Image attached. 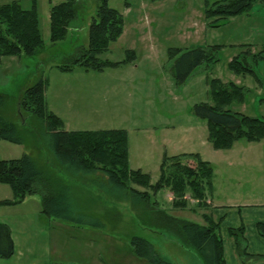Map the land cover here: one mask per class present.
<instances>
[{
  "label": "rangeland",
  "instance_id": "374dc122",
  "mask_svg": "<svg viewBox=\"0 0 264 264\" xmlns=\"http://www.w3.org/2000/svg\"><path fill=\"white\" fill-rule=\"evenodd\" d=\"M63 1L36 0L45 42L40 54L20 59L6 57L0 63V92L9 95L1 113L21 126L24 137L22 144L0 140V158L32 154L39 167L55 178L56 184L69 186L73 205L79 211L99 217L103 223L100 228L94 224L95 218L86 219L84 223L46 219L41 225L48 233L52 231V238L47 233L44 235L52 251L51 264H97L96 260L101 261V252L107 264H130V259L126 258L130 250L127 249H131L130 239L134 235L152 241L161 256L173 264H184V261L204 264L202 256L191 246L182 247L185 253L165 251V240L177 242L181 238L145 226L144 221L151 214L149 204H134L121 194L111 193L103 173L76 176L61 166L44 140L39 121L22 112L20 100L25 88L45 77L47 105L64 120L66 129H126L130 165L148 172L152 183L159 179L165 154L198 152L219 169L225 168L228 163L221 158L228 152L213 148L208 139L207 121L196 114L195 105L212 103L210 81L220 78L249 89L243 102H234L228 108L264 118V59L257 68L263 85L254 76L238 75L229 68L233 57L245 48L244 44L256 43L262 47L264 4L256 3L250 12L231 18L223 26L211 27L204 14L205 0H109V6L124 15V32L99 57L103 61H124L128 51L133 50L136 59L119 66H106L102 71L80 66L63 71L59 65L79 48L88 47L90 25L99 4L98 0H79L77 17L66 38L53 42L50 38L51 6ZM0 2L6 4L12 0ZM21 3L25 9L32 7L30 0ZM216 44L222 45L216 55L218 61L211 66H197L185 81L179 82L175 75L178 58L196 47ZM175 48L180 52L171 56L170 50ZM237 142L236 149L240 143L248 141L240 139ZM187 162L195 164L193 159ZM240 162V168H246L242 175L244 180L234 188L264 194V157ZM11 193L10 186L0 184L1 196L5 198ZM168 193L172 195L170 200ZM173 197L172 191L164 188L152 195V200L156 199L159 206L176 217L202 221L199 212L173 208ZM192 206H196L194 200ZM103 233L109 235L107 243ZM91 239L92 245L87 244ZM117 241L122 242L118 247L125 248L123 261L115 260L110 254ZM54 245L60 249L54 251Z\"/></svg>",
  "mask_w": 264,
  "mask_h": 264
},
{
  "label": "trees",
  "instance_id": "16d2710c",
  "mask_svg": "<svg viewBox=\"0 0 264 264\" xmlns=\"http://www.w3.org/2000/svg\"><path fill=\"white\" fill-rule=\"evenodd\" d=\"M21 1L12 0L6 4L0 2V63L4 57L35 56L44 49L36 0H30L32 7L29 9L23 8ZM98 1L97 13L89 29L88 47H81L70 55L64 64L59 65L61 70L71 71L75 66H80L86 70L102 71L106 66H119L136 59L133 50L128 51V58L124 61L100 59L99 55L107 52L111 43L124 32L125 19L118 9L109 6V0ZM256 3L264 4V0H205V18L209 20L211 27H220L231 17L250 12ZM78 8L79 0H65L51 6V41L57 42L66 38L72 21L77 17ZM221 48L222 45L216 44L196 47L183 53L175 66V75L179 82L185 81L197 66L215 64L218 61L216 55ZM179 52V48L170 50L171 56ZM263 54V51L252 53L247 48L233 57L229 68L238 75H252L260 82L257 68L264 59ZM46 90L47 79L41 77L24 89L20 108L22 112L39 121L44 140L61 166L76 176L103 173L111 193L121 194L134 204H149L151 214L144 221L146 227L174 233L181 238L177 243L195 248L206 264H226L220 225L209 213H202L207 223L203 225L176 217L159 206L156 199L152 200V195L168 188L174 196L173 208L189 209L193 212H198V209L207 210L210 206L207 200L214 186V165L211 161L203 159L198 152L165 154L160 164L159 179L152 183L148 172L141 168L133 169L130 165L126 129L67 130L64 120L49 109ZM248 91L247 87L233 81L212 78V103L201 102L195 105L196 114L207 121L208 139L213 148L230 149L240 139L248 142L264 141V118L228 108L234 102H243ZM8 99V94L0 92V140L22 144L24 137L21 126L1 113ZM189 159H193L195 164H189ZM0 183L10 186L13 192V197L0 200V205H15L24 201L28 195L40 194L42 211L49 217L74 223H84L86 219L95 218L97 221L94 224L103 228L99 217L87 215L73 205L69 186L56 184L55 178L39 167L30 153H24L19 158H0ZM192 200L195 207L192 206ZM258 228L264 236V222L259 223ZM230 234L237 241L238 253L243 262L264 258V255L249 254L246 246H243L244 225L230 228ZM131 246L136 256L150 264H173L165 260L146 237L132 236ZM13 253L11 229L8 224L0 222V257H11Z\"/></svg>",
  "mask_w": 264,
  "mask_h": 264
},
{
  "label": "crops",
  "instance_id": "0c3cea01",
  "mask_svg": "<svg viewBox=\"0 0 264 264\" xmlns=\"http://www.w3.org/2000/svg\"><path fill=\"white\" fill-rule=\"evenodd\" d=\"M244 45L245 48L243 50L249 48L252 53H258L260 51L264 53V42L261 44L262 47H259L256 43H247ZM14 57L20 59L23 56ZM5 59L6 57H4L2 61ZM260 83L263 85L262 81H260ZM238 143L239 142L236 141L232 148L224 150L228 152L225 155L223 153V157L221 158L228 163L225 168L223 166V168L219 169V167L214 164V186L212 194L207 200L210 206L207 210L201 209L198 211L202 217V221L197 223L203 225L207 224L202 216L203 212L209 213L213 220L219 223V232L223 239L226 264H264V258L252 260L247 263L243 262L238 253L237 241L235 237L230 234V228H237L244 225L245 240L243 246H246L247 252L251 255H264V236L260 234L258 228V224L264 222V194L262 192H260V194L250 191L243 192L240 189L234 188L240 181L244 180L242 175L245 173L246 168H240L242 165L240 161L257 157L260 158L261 156L263 158L264 142H243L240 143L241 146L236 149V144ZM255 143H260L261 145H255ZM168 195L170 200L172 195L171 193H168ZM12 197L13 192L5 196V198L0 194V200L11 199ZM198 212L194 213L197 214ZM46 219L50 221L54 218L49 217L42 211V197L40 194L28 195L24 201L15 205H0V222L9 225L14 241L13 255L7 258L0 257V264H51L52 251L51 247L48 246V238L46 240L44 235L47 233V236L52 238V231L48 233L41 225L46 222ZM153 231L161 234L158 231ZM103 234L107 243L109 235L107 233ZM165 241V251L185 253L182 249L184 246L174 241ZM92 242V239L88 240L87 244L91 243L92 245ZM114 244L117 245L111 248L110 254L115 260L123 261L125 248L123 246L118 247V244H122V242L119 243V241H117ZM55 249L59 250L60 248L54 245V251ZM127 250H130V255L127 252L129 257H126L130 259V264H150L147 260L136 256L132 246L131 249L128 248ZM99 257L101 261L96 260L97 264H107L104 261L105 256H102V252ZM184 264L193 263L184 261ZM204 264H206L205 261Z\"/></svg>",
  "mask_w": 264,
  "mask_h": 264
}]
</instances>
